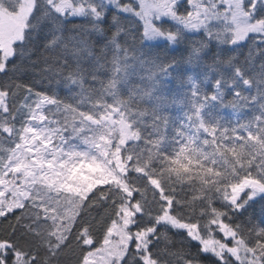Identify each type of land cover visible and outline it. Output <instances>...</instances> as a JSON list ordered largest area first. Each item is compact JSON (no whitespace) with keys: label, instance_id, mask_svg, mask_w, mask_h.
<instances>
[{"label":"snow or ice","instance_id":"snow-or-ice-1","mask_svg":"<svg viewBox=\"0 0 264 264\" xmlns=\"http://www.w3.org/2000/svg\"><path fill=\"white\" fill-rule=\"evenodd\" d=\"M0 226V264H264V0H0Z\"/></svg>","mask_w":264,"mask_h":264},{"label":"trees","instance_id":"trees-1","mask_svg":"<svg viewBox=\"0 0 264 264\" xmlns=\"http://www.w3.org/2000/svg\"><path fill=\"white\" fill-rule=\"evenodd\" d=\"M78 22V21H77ZM33 59H36V57L34 56ZM39 77L37 76V79ZM36 87L40 88L42 87V85H36ZM64 92L61 91V95H63ZM225 115H228V113H225ZM4 226H0V230H3ZM193 251H195V248H193ZM61 264H74V258L72 257V254L69 252L67 254H65L62 258Z\"/></svg>","mask_w":264,"mask_h":264}]
</instances>
